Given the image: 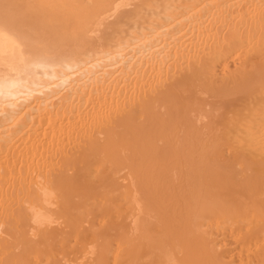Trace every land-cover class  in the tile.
Segmentation results:
<instances>
[{
  "label": "bare ground",
  "instance_id": "bare-ground-1",
  "mask_svg": "<svg viewBox=\"0 0 264 264\" xmlns=\"http://www.w3.org/2000/svg\"><path fill=\"white\" fill-rule=\"evenodd\" d=\"M0 264H264V0H0Z\"/></svg>",
  "mask_w": 264,
  "mask_h": 264
},
{
  "label": "rangeland",
  "instance_id": "rangeland-1",
  "mask_svg": "<svg viewBox=\"0 0 264 264\" xmlns=\"http://www.w3.org/2000/svg\"><path fill=\"white\" fill-rule=\"evenodd\" d=\"M128 10V9H127ZM124 11L126 12V9H124ZM128 11H130V10H128ZM128 11H127V13L126 14H128ZM123 12V11H122ZM131 12V11H130ZM124 13V12H123ZM121 13V15H123V18L122 19H124L125 17H129L130 16V14L132 13H130V14H128L127 16H125L126 14L124 13ZM131 16H132V14H131ZM112 21H114V22H112ZM112 21H109V22H112L113 23V25H114V23H115V20H112ZM109 22H107V23H109ZM111 24V23H110ZM108 25V24H107Z\"/></svg>",
  "mask_w": 264,
  "mask_h": 264
}]
</instances>
